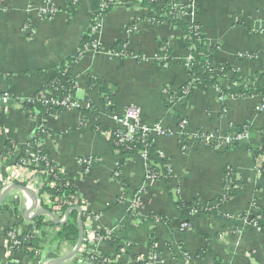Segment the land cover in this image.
<instances>
[{
    "label": "crops",
    "instance_id": "1",
    "mask_svg": "<svg viewBox=\"0 0 264 264\" xmlns=\"http://www.w3.org/2000/svg\"><path fill=\"white\" fill-rule=\"evenodd\" d=\"M45 1L0 0V96L9 95L8 103L0 102V156L6 142L16 143L18 148L30 142L32 118L22 103L32 104L27 107L33 109L32 102L40 92L51 93L43 87L55 67L64 63L78 83L74 95L77 107L43 114L38 123L49 131L40 133V138L50 161L74 182L76 196L83 204L79 206L85 213L83 249L87 240H93L87 245L89 249L112 264H214L217 259L222 264H264V230L241 218L245 214L264 221V172L256 169L259 161L264 162L258 153L264 139V109L259 111L258 107L264 95L222 97L218 89L201 84L182 92L190 78L189 51L178 28L166 20L154 24L144 18L151 10L143 0H111V9L90 34L91 0H54L58 10L51 18L42 14ZM175 1L179 6L187 5L182 19L198 23L205 41L217 46L212 52L215 65L230 66L248 77L264 73V0ZM87 35L99 50L89 46L78 61H69ZM117 42L133 55L122 58L113 53ZM166 49L173 56L169 67L159 63ZM250 53L262 55L245 56ZM194 69L202 72L199 64ZM89 80L96 84L90 87ZM227 83L226 79L220 81L221 86ZM101 87L113 95L115 108L94 115L85 110L86 103L99 105ZM52 92L62 95L58 89ZM130 105L140 109L144 125L159 123L171 130L167 136H151L170 171L168 181H146V164L138 155L127 156L119 178L114 177L120 156L110 140V133L118 127L110 115H122ZM177 119L189 134L200 130L223 133L230 126H249V130L247 138L223 151L195 144L181 150ZM83 159H90L92 165L86 168ZM227 167L233 171L232 179L245 185L243 189L217 213L192 216L188 229L180 232L175 196L192 202L196 197L206 201L220 195ZM43 179L51 181L32 168H16L12 161L0 165V192L12 184L35 187L36 191L35 183ZM135 194L139 204L134 209ZM5 204L10 205L8 210ZM14 205L18 214L12 209ZM28 205L24 193L15 190L0 208V264L28 263L24 256L13 260L7 247L10 228L24 231L35 220L22 216ZM157 216L169 219V224ZM43 217L44 225L51 224ZM101 231L110 232L118 243L96 240ZM150 237L156 239L155 246L150 245ZM41 239L38 245L44 262L71 251L66 243L48 245L46 238ZM200 251L203 256L195 258ZM82 254L66 263L76 264Z\"/></svg>",
    "mask_w": 264,
    "mask_h": 264
},
{
    "label": "trees",
    "instance_id": "2",
    "mask_svg": "<svg viewBox=\"0 0 264 264\" xmlns=\"http://www.w3.org/2000/svg\"><path fill=\"white\" fill-rule=\"evenodd\" d=\"M92 3V16L90 19L88 34L92 31V28L96 25V20L104 15H106L111 9L112 2H107L106 8L101 10V0H91ZM142 4L148 7L151 11L148 12L144 18L151 20L154 24H161L164 20L171 25L175 26L179 29L185 48L189 51L190 58L187 62L188 66V75L189 80L186 81L184 86L181 88L182 92H190L191 87L194 84H201L206 88H216L219 90L222 97H244V96H252V95H264V73L257 75L256 77H248L242 76L236 70H234L230 66H218L214 64L212 52L216 50V45L208 44L201 31V26L198 23H188L180 16V12H184L186 10V6L177 5L175 0H166L164 2H159L158 0H143ZM154 12L158 13L156 15ZM167 15V17H166ZM170 16V17H168ZM166 17V19H165ZM131 28L134 27V23L130 25ZM94 43L90 40V37L85 36L78 49L72 53L69 58V61H78L83 52L87 50V48ZM164 48H167L164 46ZM95 50H99V46L95 45ZM112 52L119 55L122 58H128L133 55V52L129 51L124 47V44L121 42H117L112 47ZM166 59L159 60L161 66L169 67L173 62V56L169 50H165ZM262 54L250 53L245 54L248 58H256L257 56H261ZM137 58V57H136ZM199 64L202 67V72H195L194 67ZM231 73V77H226V74ZM227 80L226 86H221V80ZM252 83V85L246 86L245 83ZM96 82L91 80L88 81V85L92 87ZM61 89L62 94L72 93L75 95L76 90L78 89L77 81L70 75L69 70L63 64L55 67L54 75L50 78V80L46 83L43 90H55ZM101 92H99L100 99L99 105L94 104L93 102H87L88 112L94 115H98L100 110L105 111H113L115 108V101L113 95L104 87L99 88ZM172 95V94H171ZM33 109H30L27 103H22V108L29 112L32 118V138L29 143L21 145L19 148L16 143L6 142L4 144V152L2 156H0V163L4 162L10 155H14V153L18 150L16 156V163H19L21 160L30 161L32 157L29 155L28 148L29 145L33 142L38 144V148L35 150L36 154L42 156L44 159L39 161V164L42 166H47L50 171V177L53 181V186L47 187L45 190L48 193L51 200L57 198L59 200L66 199L67 203H61V211H54L55 215L65 214L66 211L70 210L68 213V219L66 222L57 226V230H54L56 225L52 222L51 224L44 225L43 216L37 217L28 228L21 232V238H29L34 232H38L40 237L46 238V244L51 245L53 242L56 244L66 243L70 247H74L78 238V229H77V217L78 212L73 209L74 207H81L83 204L76 196V188L73 181L69 180L65 175H63L56 167V165L50 161L44 145L40 138V133L49 132L47 128L42 123H38V118L46 113L58 114L59 109L53 108L48 109L44 106L43 102L39 100L37 97L33 100ZM167 104V103H166ZM259 111L264 109V102L258 107ZM176 127L178 128L180 123L177 119ZM249 126H240L233 127L230 126L227 131H224L222 134L227 135L228 132L232 131L237 134H241L244 131H248ZM199 135H208L207 132L197 131ZM218 133V132H214ZM264 134V133H263ZM217 135V134H216ZM110 140L113 148L118 152L120 156V160L117 162L118 166L114 170V177L119 178L120 169L124 159L129 155H146L144 159L146 164V171L153 176L154 179H165L166 181L170 178V171L164 162V159L158 154L154 148L152 139L149 137H141V135L135 136V138L127 143L126 145H115L114 138L110 136ZM185 141H195L198 144H203L200 137L195 138L191 134H184L179 137V146H184ZM237 143V142H236ZM234 143L233 145H235ZM232 146V145H231ZM230 147V145L225 146L222 150H226ZM206 148L213 149L212 146H207ZM261 156H264V139L263 144L258 152ZM259 165L256 167L258 172H264V162L259 161ZM36 169V168H34ZM117 173V174H116ZM224 180H223V189L227 190L226 193H221L220 195L206 201H201L198 197L193 199L192 202H183L179 198L173 200V203L179 212V219L177 222L178 230L183 232L181 229L182 224H187V228L190 225L191 217L194 215H205L210 216L214 213L220 211L222 206H224L232 197L238 195V193L245 186L240 181H235L232 179L233 171L230 167H227L224 170ZM4 174V169L2 171ZM126 191V189H125ZM13 211L18 214L17 205L12 206ZM10 208L9 204L4 205V209L8 210ZM264 212V210H263ZM159 221L165 224H169L170 220L157 216ZM241 218H247L250 223H255L261 230H264V221H260L257 216L249 219L245 214L241 215ZM85 220V213L82 214V222ZM99 236L105 238L107 236V232L101 231L98 233ZM83 236L84 241L86 237L85 229L83 226ZM205 239V237L203 238ZM207 239V238H206ZM108 240L112 243H118L113 235H110ZM83 241V244H84ZM156 239L150 237L149 243L151 246H155ZM47 245V246H48ZM25 246V245H24ZM23 247V246H22ZM169 247V245H168ZM39 249L42 247L39 246ZM154 249V248H152ZM19 251H21V247H19ZM87 256L92 255L86 253ZM94 256L95 264H106L103 260H108L103 255H92ZM203 256V252H198L195 254V258ZM39 258V257H38ZM65 264H75L73 262L65 263ZM77 264V263H76ZM214 264H222L220 259L214 261Z\"/></svg>",
    "mask_w": 264,
    "mask_h": 264
},
{
    "label": "built area",
    "instance_id": "3",
    "mask_svg": "<svg viewBox=\"0 0 264 264\" xmlns=\"http://www.w3.org/2000/svg\"><path fill=\"white\" fill-rule=\"evenodd\" d=\"M111 0H101V10L106 8L107 2ZM112 2V1H111ZM46 5L42 11V14L46 18L53 17L57 12V7L54 4V0H46ZM187 10V5H186ZM186 10L184 12H180V16L182 17L183 14L186 13ZM167 17V15H166ZM170 17V16H168ZM101 18V17H100ZM99 18L96 20V25L92 28L95 29L97 26ZM92 46V45H91ZM94 46V45H93ZM95 49V46H94ZM159 59H166L165 55H162L159 57ZM189 66V65H187ZM244 85L249 86L252 85V83H245ZM57 90V89H56ZM59 90V89H58ZM53 91V90H52ZM40 92L38 94V99L41 100L46 108L53 109H68V108H75L77 107V102L75 99L74 94L68 93V94H62V95H53V92ZM61 91V89H60ZM168 99H172L171 96ZM9 101V95L7 93L0 96V102L2 103H8ZM86 106L88 107V104L86 103ZM110 118L117 124V128L110 133V136L114 138L115 145H126L127 143L131 142L135 136L141 135V137H149L151 139L152 134H156L159 136H167L170 135L171 130L163 128L159 123H154L151 126L144 125L141 120V111L138 107L134 105L128 106L124 111L122 115H116L112 113L110 115ZM179 135L189 134L184 130V123H181L178 127ZM208 135H199V132L192 133L191 135L195 138L201 139L203 144H198L195 141H185L184 146H181V150H189L192 144L207 147L212 146V148L216 151L222 150L227 145H233L234 143L241 141L245 138H247L248 131H244L241 134H237L234 132H230L227 135H223L222 133H214V132H207ZM217 134V135H216ZM179 136V137H180ZM38 148V144L36 142H33L29 145L28 153L32 157V160L25 161L21 160L19 163H16V156L18 153V150L14 153V155H10L4 162L0 163V165L5 164L7 161H12L14 163V166L16 168H32L36 172L41 173L43 176H46L50 178V171L47 166H42L39 164V161L43 160L44 158L37 155L35 150ZM143 159L146 158V155L141 156ZM82 164L89 168V166L92 165V161L90 159H83ZM118 166V163H116V167ZM36 168V169H34ZM117 174V173H116ZM154 179L153 176H150V174L146 171V181ZM36 185V195L38 200V207L45 208L51 212L54 213V211H61V203H67L68 200L63 199L59 200L57 198L51 200L48 193L46 192L47 187L53 186V181L49 180V182L46 179H43L40 181H37L35 183ZM35 188V187H34ZM33 188V190H34ZM38 190V191H37ZM224 193L227 192V190L223 191ZM28 199V198H27ZM29 201V200H28ZM139 204L138 196L135 194L132 200L131 206L135 209ZM59 220H63V214L56 215ZM246 221L250 223L247 218ZM254 225L257 229L261 230L255 223H250ZM187 224H182L181 229L186 230ZM22 231H19L17 227H12L8 230L7 234V247L9 250V253L11 254V257L13 260L17 261V258L24 256L28 258L27 264H44L45 262L41 260L40 258V249L38 248L40 243L42 241L40 235L38 232H34L31 237L27 238H21ZM112 235L110 232H107V236L105 238L98 235V233L95 236L96 240H108L109 236ZM90 241L87 240L86 248L83 249V245L80 249V251L77 253L78 255L83 253H89L92 255H97L96 253L92 252L91 249L87 246ZM93 240H91L90 243H92ZM25 245V246H24ZM23 246V247H22ZM19 247H21V251H19ZM73 248V247H72ZM71 248V249H72ZM92 255H83L82 257H79L80 259L77 261V264H95L93 259L94 256ZM39 257V258H38ZM106 264H112L109 260H103ZM149 264V263H145Z\"/></svg>",
    "mask_w": 264,
    "mask_h": 264
},
{
    "label": "water",
    "instance_id": "4",
    "mask_svg": "<svg viewBox=\"0 0 264 264\" xmlns=\"http://www.w3.org/2000/svg\"><path fill=\"white\" fill-rule=\"evenodd\" d=\"M29 106H32V104L27 103ZM15 190H19L24 193V195L28 198L30 201V204L22 211V216L26 220H34L39 216H46L48 219L51 220V222L54 225L61 226L63 225L66 220L68 219V213L70 210L66 211L63 220H59L58 217L51 211L45 209V208H40L38 207V200H37V195L36 192L26 186V185H19V184H12L9 185L8 187L4 188L0 192V208L6 199L7 195ZM78 212V217H77V229H78V238L76 241V244L74 247L71 249V251L61 257L55 258V259H50L46 261L44 264H65L67 261L73 259L77 253L80 251L83 241H84V236H83V222H82V214L83 211L80 207H74Z\"/></svg>",
    "mask_w": 264,
    "mask_h": 264
},
{
    "label": "rangeland",
    "instance_id": "5",
    "mask_svg": "<svg viewBox=\"0 0 264 264\" xmlns=\"http://www.w3.org/2000/svg\"><path fill=\"white\" fill-rule=\"evenodd\" d=\"M244 221H246V218L243 219ZM248 220V219H247Z\"/></svg>",
    "mask_w": 264,
    "mask_h": 264
},
{
    "label": "bare ground",
    "instance_id": "6",
    "mask_svg": "<svg viewBox=\"0 0 264 264\" xmlns=\"http://www.w3.org/2000/svg\"><path fill=\"white\" fill-rule=\"evenodd\" d=\"M29 204H30V201H29Z\"/></svg>",
    "mask_w": 264,
    "mask_h": 264
}]
</instances>
